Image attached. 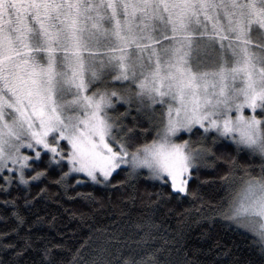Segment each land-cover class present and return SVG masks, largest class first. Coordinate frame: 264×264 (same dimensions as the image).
Returning a JSON list of instances; mask_svg holds the SVG:
<instances>
[{"label":"snow or ice","instance_id":"1","mask_svg":"<svg viewBox=\"0 0 264 264\" xmlns=\"http://www.w3.org/2000/svg\"><path fill=\"white\" fill-rule=\"evenodd\" d=\"M137 117L159 123H125ZM209 139L258 156L260 174L241 166L233 176L235 161H225L222 207L195 211L253 234L248 264H264V0H0V195L9 197L0 211L15 221L0 232V264H223L231 249L194 259L181 232L156 221L162 200H202L192 185L202 168L215 170L206 161H220ZM141 180L160 191L133 220L135 197L124 194ZM50 186L58 206L126 203L118 215L140 253L119 247V220L103 226L84 212L73 247L31 234ZM76 188L101 195L69 196Z\"/></svg>","mask_w":264,"mask_h":264},{"label":"trees","instance_id":"2","mask_svg":"<svg viewBox=\"0 0 264 264\" xmlns=\"http://www.w3.org/2000/svg\"><path fill=\"white\" fill-rule=\"evenodd\" d=\"M124 111V108L119 109V112ZM132 115L135 116L136 113L133 112ZM125 123H128L134 129H148L151 131L155 127L156 120L153 119L152 127L142 117H137L136 123L132 121H125ZM146 139L150 140L152 136H148ZM206 146L220 157V161H206L205 163L207 164L216 165L215 170L212 168H202L199 173L200 181L192 185L193 188L198 189L197 196L202 197V200L185 199L179 203L175 199L170 201L162 200L156 212V221L157 223H163L172 232H181L185 241V248L190 255L195 254L192 257L194 259H203L204 253L211 248L214 249V252H224L231 249L230 255L226 259L222 258L223 264H248L249 261H256L255 252L258 240L253 234L246 230H237L235 227H229L219 219L212 223L201 220L195 208L201 203L204 205V209H201V211H210V205L222 207L220 201L221 198L225 197L226 192L221 186L220 177L228 172V167L224 163L225 161L229 163L235 161L232 171L233 176L244 174L241 171V166L247 168L252 175H259L262 161L258 156H250L246 151L238 153L233 145L221 147L219 144L213 145L209 139ZM120 179H123V176ZM201 181H209V183L205 184L201 183ZM212 181H215V183H212ZM49 190L54 194L52 198L43 206H37L38 215L43 218L44 222L38 226L39 230L33 228L31 234L51 239L54 243H62L67 245V247H73L74 243L80 238L78 234L81 233L79 214L84 212L96 219H100L103 226L112 225L113 221L119 220V223L115 224V230L117 232L123 230L124 236L127 239V247H119L126 254L129 247L133 249L132 254L140 253V249L133 243L134 240L139 239V236L134 234L128 226L129 217H120L118 215L122 210L124 212L129 211V206L126 203H121L113 197L112 204L115 205V208L108 207L107 201L105 202V207L101 208L98 203L89 206L79 199L74 202L61 199L59 201L61 207L57 205L58 196L62 195L61 190L51 186ZM157 191H160L158 187H153L143 180L137 183L135 191L131 188L127 189L124 199H127L128 196L135 197V209L131 214L133 220L136 219L138 213L151 210L148 206L156 197L153 195L149 198L148 193H155ZM164 191L167 192V189ZM76 192H95L96 195H101V193L92 188H76L75 191L70 190L68 195L75 196ZM8 198L0 195V199ZM2 208L3 206L0 205V209ZM64 209H69L70 211L66 212ZM185 209H192V211L185 212ZM6 215L7 213L0 211V232L10 231L11 228L15 227L14 219L6 220L4 219ZM24 215L27 217L29 223L36 219L35 216H28L27 213H24ZM52 216L56 217L54 222L51 220ZM109 230L112 231L113 229L110 227ZM14 241L15 237L12 236L5 240L4 243ZM37 246L42 245L38 244Z\"/></svg>","mask_w":264,"mask_h":264},{"label":"rangeland","instance_id":"3","mask_svg":"<svg viewBox=\"0 0 264 264\" xmlns=\"http://www.w3.org/2000/svg\"><path fill=\"white\" fill-rule=\"evenodd\" d=\"M253 35H254V36L256 35L255 31L253 32ZM257 51H258V49H257ZM104 78H105V79L107 78L106 74H105ZM102 86H103L102 84H99V83H98V84H96V87H102ZM248 114H250V113H249V111H248V110H246V111H245V115H248ZM154 119L156 120V123H155V125H156V124H158V123H159V120H158V118H154ZM184 139H188V137H187V136H185V137H184ZM193 139H195V138H193Z\"/></svg>","mask_w":264,"mask_h":264}]
</instances>
